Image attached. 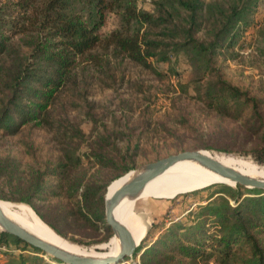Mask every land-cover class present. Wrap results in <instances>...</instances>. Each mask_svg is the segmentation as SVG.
<instances>
[{
  "label": "rangeland",
  "instance_id": "1",
  "mask_svg": "<svg viewBox=\"0 0 264 264\" xmlns=\"http://www.w3.org/2000/svg\"><path fill=\"white\" fill-rule=\"evenodd\" d=\"M4 2L9 3L0 0ZM137 3L158 13L154 0ZM169 10L178 26L190 27V11L179 5ZM78 12H83L81 7ZM196 27L194 36L211 49L205 71L199 74L188 53L177 51L162 29L147 25L135 31L170 44L166 46L171 51L169 61L154 59L157 70L113 47L81 55L44 121L26 124L14 136L0 130V200L26 204L35 211L23 200L30 198L81 253L108 254L115 235L98 246L80 245L103 234L92 237L85 233L82 221L64 218L77 198L68 196L70 184H93L108 194L150 162L199 149L209 150L233 169L264 172L255 161V155H260L253 153L264 145V0H204ZM120 29L126 30L120 14L107 11L101 35ZM220 78L241 91L247 104L242 112L221 111L205 102V84ZM231 187L241 190L243 197L252 195L253 188L215 183L171 197L137 200L135 211L149 220L150 237L124 264H142L141 253L158 242L167 228L194 224L201 207L222 202L219 195L228 198L223 191ZM5 213L20 225L33 227V217L26 211L13 207ZM20 254L63 264L14 239L0 247V264H20Z\"/></svg>",
  "mask_w": 264,
  "mask_h": 264
},
{
  "label": "trees",
  "instance_id": "2",
  "mask_svg": "<svg viewBox=\"0 0 264 264\" xmlns=\"http://www.w3.org/2000/svg\"><path fill=\"white\" fill-rule=\"evenodd\" d=\"M7 1L9 3L0 4V130L3 135H17L26 124L44 121L51 102L64 86L78 58L94 49L113 47L155 70L154 59L169 61L171 51L166 46L170 44L150 33L140 34L135 31L137 27L139 30L145 25L162 29L161 33L173 39L177 51L188 53L198 74L205 71L211 53V49L194 36L199 31L197 15L203 11L204 0H154L156 14L140 8L138 0ZM175 5L190 11V27L175 23L174 14L169 10ZM78 7L83 14L78 12ZM107 11H117L126 30H115L103 37L100 30ZM229 31L227 28L225 39ZM205 86L204 100L210 107L242 112L247 105L241 91L221 78L210 80ZM253 153L260 155H255V161L264 166V145L256 147ZM81 185V182L69 185L68 196L77 198L64 218L82 221L85 233L92 237L103 234L100 239L80 243L98 246L114 236L106 220L107 189L101 192L93 184ZM223 192L228 198L219 195L222 202L202 206L199 220L194 224H174L167 228L158 242L141 253V263L201 264L216 260L218 264H264V190H249L252 195L246 197L241 190L232 187ZM23 200L32 205L59 236L66 237L30 198ZM148 237L150 230L140 246ZM10 239L43 253L17 236L0 230V247L9 245ZM139 247L134 254L141 250ZM20 258V264H52L40 256L20 254Z\"/></svg>",
  "mask_w": 264,
  "mask_h": 264
},
{
  "label": "bare ground",
  "instance_id": "3",
  "mask_svg": "<svg viewBox=\"0 0 264 264\" xmlns=\"http://www.w3.org/2000/svg\"><path fill=\"white\" fill-rule=\"evenodd\" d=\"M201 152L204 155L223 164L209 150L202 149ZM233 170L250 178L264 180V172H255L249 170L247 171L241 169ZM142 171L143 169L139 170L133 177H131L118 189L107 194L108 200L114 203L113 216L116 223H122L129 231L127 252L131 253V256L134 255L133 252L137 249V247L141 245V241H143V238L148 233L150 227L149 220L146 218L144 213L135 211V203L137 200L159 196L171 197L178 193L207 187L215 183H226L232 185L238 184L236 181L228 177H224L206 168L198 161L192 159H184L174 163L165 171L150 180L142 190L141 194L137 198L132 199L128 195L135 184L139 181ZM179 177L185 179L184 182L181 181L182 179H180ZM13 207H18L26 211L33 217V227L30 228L23 226L24 228L37 235L38 237L73 254H78L81 256H91L95 258H106L109 256L117 255L121 250L119 237L115 235V238L113 239L112 249L110 252H108V254L90 255L81 253L77 248L64 240L50 226H48L29 205L14 204L11 202L0 200V209L5 215V211ZM6 216L8 217V215ZM3 227V224L0 222V230Z\"/></svg>",
  "mask_w": 264,
  "mask_h": 264
},
{
  "label": "water",
  "instance_id": "4",
  "mask_svg": "<svg viewBox=\"0 0 264 264\" xmlns=\"http://www.w3.org/2000/svg\"><path fill=\"white\" fill-rule=\"evenodd\" d=\"M201 150L202 149L185 150L144 165L142 167L143 171L139 181L135 184L128 196L132 199L137 198L150 180L165 171L174 163L184 159H192L198 161L206 168L224 177H228L244 187L264 190L263 179L250 178L248 176L240 174L233 169L219 163L218 161L204 155ZM113 210L114 203L108 200L106 193V220L108 225L111 226L114 235H117L119 237L121 243L120 252L115 256H109L106 258L81 256L68 252L33 234L17 222L7 217L0 209V222L4 226L1 230H5L8 233H11L21 240L29 243L30 245L39 248L46 255L52 256L53 258L62 261L63 264H124L127 262V258L131 256V253L127 252L129 231L122 223H116L113 216ZM135 252L136 250L133 253Z\"/></svg>",
  "mask_w": 264,
  "mask_h": 264
},
{
  "label": "built area",
  "instance_id": "5",
  "mask_svg": "<svg viewBox=\"0 0 264 264\" xmlns=\"http://www.w3.org/2000/svg\"><path fill=\"white\" fill-rule=\"evenodd\" d=\"M2 247V246H1Z\"/></svg>",
  "mask_w": 264,
  "mask_h": 264
}]
</instances>
